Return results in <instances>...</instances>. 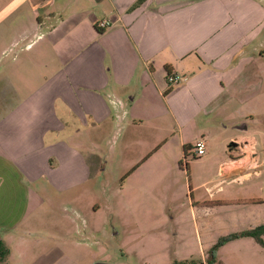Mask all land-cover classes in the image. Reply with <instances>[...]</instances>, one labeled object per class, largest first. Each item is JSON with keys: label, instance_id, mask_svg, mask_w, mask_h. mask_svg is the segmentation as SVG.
Segmentation results:
<instances>
[{"label": "crops", "instance_id": "obj_1", "mask_svg": "<svg viewBox=\"0 0 264 264\" xmlns=\"http://www.w3.org/2000/svg\"><path fill=\"white\" fill-rule=\"evenodd\" d=\"M138 1L0 0L4 244L34 234L30 222L56 202L87 217L80 189L101 170L108 138L122 170L149 166L168 136L183 155L204 118L240 99L252 84L248 76L263 70L264 0ZM103 19L110 26L98 28ZM168 70L182 80L166 93ZM227 138L237 156L222 159L217 175L237 181L257 175L256 139ZM222 181L208 188L210 195ZM58 232L28 240L27 264H89L86 243Z\"/></svg>", "mask_w": 264, "mask_h": 264}, {"label": "rangeland", "instance_id": "obj_2", "mask_svg": "<svg viewBox=\"0 0 264 264\" xmlns=\"http://www.w3.org/2000/svg\"><path fill=\"white\" fill-rule=\"evenodd\" d=\"M248 79L252 84L240 99L202 121L196 137L212 145L210 153L197 155L190 149L180 165L182 149L175 145V136H168L164 147L151 154L149 166L122 170L113 162L108 138L100 150L101 170L80 189L87 217L78 218L54 203L46 216L41 213L30 222L34 234L21 233L22 239L16 236L5 244L7 264H27L33 257L28 240L49 239L58 230V236L86 243L81 249L89 264H264V245L243 234L253 222L264 220V68ZM230 134L256 139L258 174L250 179L217 175L222 159L237 156L230 149ZM221 178L210 195L208 188ZM75 229L87 232L88 238Z\"/></svg>", "mask_w": 264, "mask_h": 264}, {"label": "trees", "instance_id": "obj_3", "mask_svg": "<svg viewBox=\"0 0 264 264\" xmlns=\"http://www.w3.org/2000/svg\"><path fill=\"white\" fill-rule=\"evenodd\" d=\"M140 1L141 0H139L137 3H139ZM168 73H169V70H168ZM171 87H172V85L169 84V88L166 91V93H168L171 90ZM190 149H191V147H189L188 145L183 146V155H182L183 158L179 162L180 165L182 163H184V159L186 160V157L188 156ZM255 201H256V199L246 200V202H248V203H252ZM243 234L246 236L252 237L260 245H264V241L262 239V235L264 234V224L258 225L254 228H251V229H248ZM7 254H8V249L6 248L5 244L2 241H0V260L5 259V256Z\"/></svg>", "mask_w": 264, "mask_h": 264}, {"label": "built area", "instance_id": "obj_4", "mask_svg": "<svg viewBox=\"0 0 264 264\" xmlns=\"http://www.w3.org/2000/svg\"><path fill=\"white\" fill-rule=\"evenodd\" d=\"M110 24H111V23H110L109 20H107V19H103V20H100V21L97 23V27L103 29V28H107V27H109ZM181 80H182V78H181L178 74L174 73L173 71H170V72L167 74V82H168L169 84H171V85L177 84V83H179ZM205 145H206V144H205V140H204V138H203V137H200V138H197V139L194 141V143H193L191 149L193 150V153H194V154H197V155H203V154L205 153V148H206ZM211 189H212V188H211Z\"/></svg>", "mask_w": 264, "mask_h": 264}, {"label": "water", "instance_id": "obj_5", "mask_svg": "<svg viewBox=\"0 0 264 264\" xmlns=\"http://www.w3.org/2000/svg\"><path fill=\"white\" fill-rule=\"evenodd\" d=\"M233 146H234V142L231 143L230 149H232ZM93 264H111V263L96 261Z\"/></svg>", "mask_w": 264, "mask_h": 264}]
</instances>
